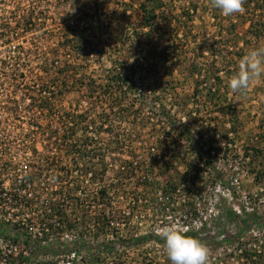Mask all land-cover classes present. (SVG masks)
Segmentation results:
<instances>
[{
	"label": "rangeland",
	"instance_id": "rangeland-1",
	"mask_svg": "<svg viewBox=\"0 0 264 264\" xmlns=\"http://www.w3.org/2000/svg\"><path fill=\"white\" fill-rule=\"evenodd\" d=\"M29 1L30 3L38 2V6L41 9L38 12L30 10L28 13L27 8H22L17 14L12 16L15 19L20 17L21 21H26V17L30 13H32L33 17H36L35 24L37 27H33L32 32L20 35L26 37L25 40L28 41V44L26 43L25 47L29 48L33 54L36 55L38 53L36 48L40 50L39 54L43 55L44 66L48 60L54 61V59L62 61L61 65L76 63L74 69L79 72L77 76L78 85L80 88L84 87L86 91L87 88L89 91L92 89L90 83H95L97 87L101 85L107 89L110 72L117 74L124 72V75H132L134 73L137 77L144 73L140 69V65H137L138 63L132 57L126 60L122 55L125 56L127 54L119 52L123 50L129 51V48L135 45V40L130 42L128 38L122 36V40L127 39L128 41L127 46L123 47L111 35H116V29H118L116 27L118 26L120 29L122 27L125 29L139 27L141 23V18L139 17L140 4L146 0ZM261 1L263 0H253L252 4L247 5L248 7L245 8L244 4L246 5L248 2L244 0L242 12L226 17L213 7L212 0H162L164 3L163 8L158 12L161 17L158 21L159 28L151 35V40L144 42L152 44L154 48L152 52L147 47L144 48V54L147 56L151 55L144 62V65L147 66V69H151V72L156 70L155 67L160 68L162 65L163 50L171 45L172 40L179 45V52L176 58L177 60H182L183 64L180 68H177V73L175 71L174 76L176 78L174 81H182V86L176 92L180 97H191L192 99L196 81H200L202 74L208 73V71L213 70L214 72V69H218L225 72V77L228 76L226 79H224L225 77L222 78L224 79L223 84L219 88V90L221 89L219 94L221 105L217 104L219 102L217 100L215 105L206 104L208 108H204L199 103L194 107V111L200 112L202 116L210 119L209 116L212 117L214 114L219 113L220 109L226 105L225 102L228 98L239 117V123L236 125L238 132L235 136H232L235 141L233 142L234 146H231L232 150L228 155L223 156L221 154V156H218V174L209 181L208 185L210 188L186 190L189 196L192 193L195 195V198L190 196L191 200L186 198L191 203H196L195 199L201 195H204L205 198V203L201 204V210L205 212L206 221L202 220L203 225L200 230L197 231L198 226L194 225L191 229L198 233L199 237L202 235L201 238L205 239L203 244L208 249V264H264V75L253 79L247 89L234 92L229 87V82L234 75V67L237 68L239 65L237 70L239 72L242 59L250 51L264 49V10L256 7L257 4L261 5ZM125 5L130 9L133 16L129 19H120L119 14L125 8ZM187 8L195 11L194 13L192 12L193 17L190 19L182 18L183 11ZM82 20L94 22L90 27L84 29L86 34L92 36L93 46L91 47L96 46L98 50L102 49L106 44L109 46L102 59H98V52H95L90 56V60L86 56L83 58L72 56L76 58L73 61L72 57L68 60L67 58L65 59L66 55L60 52V38L68 30L71 21ZM106 22L114 24L112 29L115 30L112 31V34L106 35L103 33L104 28L102 26H105ZM170 24L171 30L167 35L164 31L167 30V25ZM173 30L175 32H172ZM171 33L173 35L176 33L174 39L173 36L171 37ZM99 38L104 41L102 44H100ZM165 39L169 41L165 42ZM84 53L88 52L84 51ZM240 55H243V57ZM170 61L172 62L173 60L170 59ZM41 63V60L32 59L29 64V71L32 74L36 70L41 71ZM193 66L198 67L201 70L200 73H202H198L195 78L189 77L190 73L188 74L189 69L191 71ZM86 71L89 72L87 73ZM32 74H29L30 79H32ZM159 78H157V81L163 83ZM208 78L207 81L209 80ZM138 79L136 80L138 81ZM150 84L148 83L147 85ZM85 86L87 87L85 88ZM111 86L114 88V84H111ZM115 87L117 88V86ZM211 87L208 81L207 85H204L199 90H201L202 95H207ZM148 88L152 90L153 94L159 89L155 86H149ZM114 92L117 93L116 90ZM83 95L88 96L89 92ZM222 96L225 97L222 98ZM81 100V94H68L62 103L61 111L71 110L72 105H79ZM92 102L96 103V111H90L92 109L91 106L84 103H81V110L86 112L88 109L94 116L98 115V113L104 114L108 122L113 125L112 128L115 133H122L124 125H116L115 122L121 120V118L112 113L110 102L106 101L102 104L100 99L92 100ZM119 128L120 130H118ZM150 128V126H147L146 129V126L143 127V125L139 128V136L141 135L142 139L138 140L136 157L129 155L130 150H126V153L119 150L114 152L111 142L106 141V148L109 149V152H107L104 159L108 165L117 167L120 159L123 158L137 164L139 163L140 166L147 162L149 156L144 147H153L148 135ZM211 130L213 131L214 127H211ZM136 135L133 132L130 137L131 140L138 138ZM102 139L105 140V136H102ZM123 155L126 156L123 157ZM136 174L140 183L146 182L145 178L147 175L144 171L142 172V169H139ZM155 181V189L152 191L149 189L145 190L143 187L137 188L139 191L138 197L141 199L139 211L136 214V218H133L132 223L129 224L130 227L119 226V235L122 234L124 237H128V231H130L136 237H147L151 236V234L153 237H160L162 236L160 230L164 227L175 226L182 230L186 225L184 223H192L182 218L184 211L189 210L190 216L191 214L200 215V212H193V207L188 205V203L186 207L184 206L182 196V199L175 197L173 201L161 195L162 186L167 181L164 176L157 173ZM110 182L114 183L111 176L108 180V183ZM183 197L185 196L183 195ZM186 197L188 196L186 195ZM128 203L129 201L122 199L121 204V200L115 199L113 210L127 216L129 214L127 213ZM167 207H170V211L167 210ZM229 210H233L238 214V222L228 220L226 214ZM156 216H159V218ZM247 220L249 221L248 228L244 229L241 222ZM111 228L113 229L112 226ZM120 256L124 260L122 264H169L164 248L156 244V242L124 250L120 252ZM157 258L158 260H156ZM45 260L47 262H56L57 264H74L72 259L67 263H64L65 260L57 261V259L51 257ZM112 260L113 258L108 256L107 264H111Z\"/></svg>",
	"mask_w": 264,
	"mask_h": 264
},
{
	"label": "trees",
	"instance_id": "trees-1",
	"mask_svg": "<svg viewBox=\"0 0 264 264\" xmlns=\"http://www.w3.org/2000/svg\"><path fill=\"white\" fill-rule=\"evenodd\" d=\"M247 2L246 5L244 4L245 8L248 7L247 5L252 4L253 0H247ZM163 4L162 0L144 1L140 4L139 17L141 23L139 27L135 29L122 27V30L118 26L116 27L118 28L116 29V35H111L123 47L127 46L128 41L133 42L135 40V45L129 48V51L119 52L127 54L122 55L126 60L132 57L144 73L137 77L134 73L123 76L121 73L110 72L107 89L101 85L97 87L95 83H90L92 89H90L88 97L91 100L100 99L102 103L105 101L110 102L112 113L119 116L121 121L124 122V130L121 135L123 138L121 140L113 139L117 138V135H115L112 124L103 122L99 125L96 121H92L90 125H83L86 122L84 121L85 116L78 115L72 119L75 128L71 129V135L65 138L64 141L66 149H68L66 156L70 160L68 166L77 168V170L81 169L83 174L93 172L92 181L94 184H96L99 176H102L103 179L106 178V180H109L111 176L114 183H107L108 186L104 190L94 189L85 196L77 195L75 198L77 211L71 212L72 216H76L75 218H68L63 210L64 208H59L57 225H51L48 222V228L54 230L55 234L46 233L42 240L33 242L32 248L34 251L27 261H23L24 264H34L40 259H44L41 264H50L45 260L49 257L57 259V261L65 260L64 263L70 262L69 260L72 259L74 264H107L108 256L113 258L111 264H122L124 260L120 256V252L138 246H146L154 240L151 236L136 237L130 231H128V237H124L122 234L119 235V233L112 231L111 228L112 224H118L124 228L130 227L129 224L132 223V219L139 211V201H141L138 197L139 191L137 188L143 187L145 190H154L157 173L167 179L166 184L162 187L164 197L177 194L182 186L190 189L207 188L209 181L218 174V156H221V154L226 156L231 152V146H234L233 142H235L232 136H235L238 132L236 125L239 123V117L230 100L227 98L226 102L224 101L226 105L220 109L219 113L214 114L212 117L209 116L210 119L202 116L200 112L194 111L197 103L204 108H208L206 104L215 105L218 100L217 104L221 105L219 95L221 89L219 90V88L223 84V80L228 77H225V72L214 69V72L212 70L202 74L198 67L193 66L191 71L189 69V77L195 78L198 73L202 74V79L196 81L192 101L191 97H180L176 93L179 87L182 86V81H174L176 78L174 74L175 71L177 73V68L181 67L183 61L176 58L179 45L174 40L171 41L169 47L163 50L160 68L155 67L156 70H153V73L151 69H147V66L144 65L147 58L151 56L144 54V48L147 47L150 52L154 49L152 44L144 42L151 40V35L159 28L158 21L161 17L158 12L163 8ZM256 7L264 10V0L261 1V5L257 4ZM128 9L125 5V8L119 14L120 19H129L133 16L130 9ZM192 12L195 11L191 8L184 9L182 18H192ZM110 24L112 26L104 27L103 33L106 35L112 34V31L115 30L112 29L114 24ZM170 30L171 24L167 25V30L164 31L165 34L168 35ZM122 36L128 38V41L127 39L122 40ZM172 36L174 39L176 33L175 35L171 33ZM60 40L62 52L72 53L75 56L86 54L88 60L95 52H98V59H102L105 52L108 51L107 48H109L107 44L105 45L107 47L104 46L98 50L96 46L91 47L93 46L92 36L86 34V31L79 29V27L67 30ZM99 41L100 44L104 42L101 41V38H99ZM167 41L169 40L165 39V42ZM105 48L106 50H104ZM84 51L88 53H84ZM240 56L243 57V55ZM240 56L239 58H241ZM170 59L173 61L171 62ZM66 66V69L73 68L72 66ZM238 67H234V75L231 74L233 75L232 78L239 73L237 72ZM207 77H209L208 81L212 87L208 90L207 95H202L199 89L207 85ZM223 77L225 78L222 79ZM157 78L161 79L163 83L158 82ZM136 79H138L137 83ZM148 83L151 84L147 85ZM111 84H114V88ZM149 86H156L159 89L153 94L152 90L148 88ZM146 89L147 91H145ZM115 90L117 93L114 92ZM224 97L222 96V98ZM93 110H97L95 104ZM142 125L143 127L146 126V129L147 126L151 127L148 135L153 147L146 148L145 145L147 144L144 145L149 159L141 166L131 160L121 159L119 167H112L105 161L104 157L106 155L101 154L102 149L95 144V141H89L83 137L73 139L76 130L80 129L86 132L91 127L94 133L106 134L109 137L114 152L121 150L126 153V150H130L129 155L136 157L138 140L142 139V136H139V128ZM211 127H214L213 131ZM133 132L138 137L135 140L130 138ZM90 147H93V149ZM106 150L109 152L108 148ZM212 151L217 152V157H212ZM138 167L146 173V182L140 183L137 180ZM65 169V175L69 176L70 168L65 167ZM60 193L61 196L65 195L64 192ZM82 193L85 194V191L83 190ZM190 196L195 198L193 193ZM115 199L121 200V204L122 199L129 201L127 212L129 214L127 216L113 210ZM195 200L199 202L203 198L197 197ZM63 205L61 204V206ZM188 205L193 207V211H195L196 203L190 202ZM226 216L229 221H239L238 214L233 210L227 211ZM248 222V220L241 222L244 229L248 228ZM187 234L195 236L202 243L205 242V239L199 237L198 233L194 231ZM155 240L164 246L163 237L155 238ZM52 263L57 264L56 262Z\"/></svg>",
	"mask_w": 264,
	"mask_h": 264
},
{
	"label": "built area",
	"instance_id": "built-area-1",
	"mask_svg": "<svg viewBox=\"0 0 264 264\" xmlns=\"http://www.w3.org/2000/svg\"><path fill=\"white\" fill-rule=\"evenodd\" d=\"M22 8H27L28 13L30 10L38 12L41 9L38 2L30 3L29 0L18 2L0 0V264H24L23 261H27L34 251L33 242L42 240L46 233L55 234L54 230L48 228V222L57 225L59 208L63 207L67 217L72 218L74 215L72 216L71 212L77 211L75 206L77 195L85 196L94 189L104 190L108 186L106 178L99 176L94 184L93 172L83 174L81 169L80 172L77 168L68 166L70 160L66 156L68 149L64 141L71 135V129L75 128L72 122L74 116L84 115L86 122L83 125H90L92 121H96L99 125L110 122L102 113L96 116L91 114L90 111H93V105L96 103L87 95H83L89 90L87 88L86 91L84 87L80 88L78 85L79 72L74 69L76 63L61 65L62 61L54 59V61L48 60L44 66L43 55L39 54L40 50L36 48L38 53L35 55L25 47L28 41L20 34L32 32L33 27L36 28L37 25L36 17H33L32 13L26 17V21L12 16ZM92 24L93 21H71L68 30L78 27L84 30ZM110 26L112 25L106 22L102 28ZM60 52H62L61 48ZM63 54L66 55L64 58L67 60L75 56L72 53L63 52ZM85 56L81 54L77 57ZM32 59L42 61L41 71L36 70L34 74L29 71ZM72 59L74 61L76 58L72 57ZM66 65L73 68L66 69ZM123 73L121 74L124 76ZM29 74H32V79ZM70 93L81 94L82 100L79 105L73 104L71 110L61 111L62 103ZM81 103L91 106L92 109L90 111L87 109V113L82 111ZM115 123L120 126L124 122L117 120ZM91 129L90 127L86 132L76 130L73 139L83 137L95 141V144L102 149L101 154L107 155L106 141L109 142V137L106 134H96ZM122 133H115L117 139H113L121 140ZM102 136H105V140ZM157 154L160 156L159 153ZM211 155L217 157V152L212 151ZM138 165L140 166L139 163ZM65 167L70 168L69 176L65 175ZM182 188L177 194L167 197L163 196L161 190V195L173 201L175 197L183 198L186 207L187 203H190L186 200V198L190 199L186 190L190 188L185 186ZM83 190L85 194L82 193ZM60 192H64L65 195L61 196ZM201 197L203 200L194 205L195 211L200 212V215L191 214V217L189 210L184 211L182 215L183 219L192 222L184 223L186 225L182 230H187V233L192 231L193 225L198 226L197 231L200 230L203 225L202 220L206 221L205 212L201 210L205 198L204 195ZM167 210L170 211V207H167ZM116 225L112 224V231L119 233V225ZM160 237H153L154 240L151 242H156L164 248L155 240ZM41 262H44L43 259L37 260L34 264ZM168 263L170 264V261Z\"/></svg>",
	"mask_w": 264,
	"mask_h": 264
},
{
	"label": "clouds",
	"instance_id": "clouds-1",
	"mask_svg": "<svg viewBox=\"0 0 264 264\" xmlns=\"http://www.w3.org/2000/svg\"><path fill=\"white\" fill-rule=\"evenodd\" d=\"M213 7L224 16H232L243 11L244 0H212ZM264 75V49L250 51L241 61L240 71L229 82L234 91L247 89L250 82ZM164 251L170 264H208V249L187 230L167 226L161 230Z\"/></svg>",
	"mask_w": 264,
	"mask_h": 264
}]
</instances>
